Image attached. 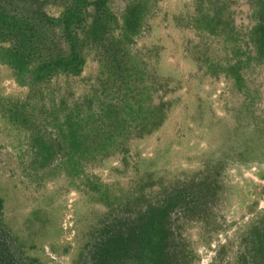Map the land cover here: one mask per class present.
<instances>
[{
	"label": "rangeland",
	"instance_id": "obj_1",
	"mask_svg": "<svg viewBox=\"0 0 264 264\" xmlns=\"http://www.w3.org/2000/svg\"><path fill=\"white\" fill-rule=\"evenodd\" d=\"M36 1L53 19L73 2ZM20 5L0 12L25 19ZM107 6L115 22L77 76L31 84L0 41V241L17 264H96L106 230L170 202L176 264H264V0ZM41 28L38 54L71 52L59 27Z\"/></svg>",
	"mask_w": 264,
	"mask_h": 264
},
{
	"label": "trees",
	"instance_id": "obj_2",
	"mask_svg": "<svg viewBox=\"0 0 264 264\" xmlns=\"http://www.w3.org/2000/svg\"><path fill=\"white\" fill-rule=\"evenodd\" d=\"M14 1L21 3L20 8L26 11L24 14L27 17L16 20L0 12V41H9L8 43L11 44V47L3 55L2 61L18 76L30 73L31 84L49 81L60 74L66 76L80 74L85 65L83 50L93 48L91 46L94 45L100 46L95 42L102 36L101 33L104 31L102 27L107 23H114L113 20L116 19L107 6L109 0H73L57 19L46 16L36 0ZM88 7L93 9L92 21L83 27L87 33L83 37H79L75 30L81 27L88 16ZM137 8L139 7L134 10ZM127 16L122 21L126 28L124 29L125 34L133 33L140 21L133 11L128 12ZM34 20L37 21L38 29L37 27L28 29L30 21ZM42 25H47V28L59 27L62 33L66 34L71 52L60 54L54 51L56 54L42 55L43 52L38 54L37 49L40 48V42H48L46 37L48 32L41 28ZM36 55L44 56V58L40 57L37 64H32ZM103 59L110 61V57ZM121 67L124 68V65ZM115 69L113 65H109V75L115 76ZM74 143L73 140L70 141V146L77 149L79 145ZM37 147H39L37 159L43 163L46 162L48 151L45 146L38 145ZM174 205L169 202L164 207L148 210L145 215L138 217L133 224L134 227L127 228L124 232L115 226L111 231L106 230L104 238L99 240L93 248L92 257L96 264H176L174 256L168 248L172 232L167 226L168 215ZM17 263L10 253L9 247L0 241V264Z\"/></svg>",
	"mask_w": 264,
	"mask_h": 264
}]
</instances>
